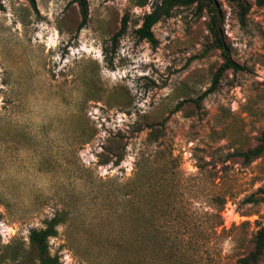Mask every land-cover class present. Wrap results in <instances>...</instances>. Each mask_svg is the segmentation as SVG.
<instances>
[{
    "label": "rangeland",
    "instance_id": "rangeland-1",
    "mask_svg": "<svg viewBox=\"0 0 264 264\" xmlns=\"http://www.w3.org/2000/svg\"><path fill=\"white\" fill-rule=\"evenodd\" d=\"M155 1L87 0L78 31L71 0H0V264H136L146 212L151 261L163 264L158 230L181 217L209 230L220 198L225 232L211 244L229 264L264 226V203L243 201L264 188V154L224 162L264 135V6L242 0L240 21L236 1L215 0L219 36L244 69L195 103L223 62L212 16L176 6L152 26V46L136 31ZM51 218L42 255L30 232Z\"/></svg>",
    "mask_w": 264,
    "mask_h": 264
},
{
    "label": "trees",
    "instance_id": "trees-1",
    "mask_svg": "<svg viewBox=\"0 0 264 264\" xmlns=\"http://www.w3.org/2000/svg\"><path fill=\"white\" fill-rule=\"evenodd\" d=\"M30 4L35 7V0H28ZM135 6L143 7L148 3V0H131ZM238 6V16L240 21H243L244 14L248 10V6L245 5L242 0H234ZM257 5L264 6V0H255ZM71 3L75 4L79 10L80 22L77 25V30L79 31L83 28L87 21L88 16V6L87 0H71ZM196 7L198 13L207 11L212 16V22L210 24L209 31L213 35L212 47L220 51L222 57V64L218 67L211 81L210 87L199 95L195 100L198 103L206 95L213 92L222 76L223 72L226 70L240 71L243 68L240 64L232 60L230 57L229 49L227 45L221 40L218 32V26H216V15L217 6L215 0H157L153 3L152 10L147 13L142 21V24L136 33L140 39H145L152 46H155L157 40L153 36L151 31L152 26L158 22L160 19L170 16L171 11L176 6L182 5H192ZM1 7V3H0ZM126 21L125 18L122 19L120 29L113 35L112 41L115 43L118 38L122 35L125 30ZM264 154V135L259 139V143L254 147L248 148L246 150H235L232 152H227L224 156V162L230 161L232 159H237L241 164L248 165L254 159L260 157ZM121 160V158L119 159ZM141 187L138 189L140 195V202L143 204L140 206L142 210L148 207L149 201L143 197V193L146 192L150 185L141 183ZM245 203L258 204L264 203V188H258L256 191L248 194L243 199ZM224 205V199L220 198L216 213L213 214L212 219L217 221L211 224V221L204 220L203 225H209V230L203 228L195 229L190 224L191 222H186L184 217H181V227L172 226L164 227L158 230V257L163 264L169 259L167 264H229L228 261L224 260V257L216 254L213 251V246L211 244V237L213 235H221L225 232L224 227H222V210ZM146 214V215H145ZM143 225L142 230L139 233V240L143 243L142 253L138 254L136 264H152L151 253L149 254L150 248L153 242V231L149 228L151 216L144 213L140 217ZM208 219V217H207ZM58 220L51 218L47 221L46 226L41 229H32L30 232V241L33 243L38 251L44 255L47 253V240L50 236L55 235L56 225ZM221 229L217 232V228ZM182 228V229H181ZM211 228V229H210ZM211 231V232H210ZM250 248L247 252L240 257H238L233 264H264V226L259 227L255 233L252 234L250 240ZM196 256V258H195ZM129 264H132V259L128 258ZM45 264H60L56 256H47L43 259Z\"/></svg>",
    "mask_w": 264,
    "mask_h": 264
}]
</instances>
